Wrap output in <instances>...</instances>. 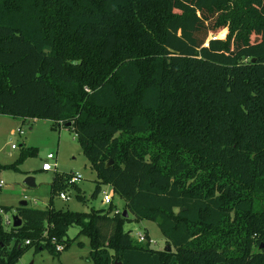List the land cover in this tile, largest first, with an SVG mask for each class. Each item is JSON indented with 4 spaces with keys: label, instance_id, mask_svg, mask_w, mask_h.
I'll use <instances>...</instances> for the list:
<instances>
[{
    "label": "trees",
    "instance_id": "obj_1",
    "mask_svg": "<svg viewBox=\"0 0 264 264\" xmlns=\"http://www.w3.org/2000/svg\"><path fill=\"white\" fill-rule=\"evenodd\" d=\"M0 116L74 133L94 196L110 186L171 249L132 239L111 205L55 210L76 189L55 174L20 227L0 207V264L80 236L92 264H264V0H0Z\"/></svg>",
    "mask_w": 264,
    "mask_h": 264
},
{
    "label": "rangeland",
    "instance_id": "obj_2",
    "mask_svg": "<svg viewBox=\"0 0 264 264\" xmlns=\"http://www.w3.org/2000/svg\"><path fill=\"white\" fill-rule=\"evenodd\" d=\"M214 38L219 39V34ZM53 125L51 121L0 116V165L14 164L27 149L35 151L33 156L26 157L19 165V172L5 170L0 174L2 182L0 207L10 208V212L2 214L3 221L6 217L11 221L9 226L3 222L6 231L12 228V218L17 215V208L21 206V202H26L29 209L44 211L49 208L50 185L55 174H77L82 177L76 184V189L70 187L64 191L68 201H62L58 195L54 197L55 210L106 213L110 207L102 204V192L108 190L110 192L109 186L101 184L99 194L94 196L98 183L96 173L82 154L74 133L62 127L54 128ZM12 146L15 149H12ZM48 155H52L53 160H47ZM44 163H48L52 171L42 172ZM55 165L56 169H54ZM29 177L34 179L33 188L24 184L25 179ZM111 208L110 216L126 211L125 202L118 195H113ZM127 217L129 221L124 225V231L130 232L132 239L137 240L138 234H147L153 250L163 251L167 247L166 240L156 223L135 220L128 211ZM79 231L78 227L70 228L67 239L72 241ZM78 242L82 243L81 247L77 245ZM17 264H92L89 241L86 237L80 236L59 255L50 254L46 249L38 250L32 247L23 254Z\"/></svg>",
    "mask_w": 264,
    "mask_h": 264
},
{
    "label": "built area",
    "instance_id": "obj_3",
    "mask_svg": "<svg viewBox=\"0 0 264 264\" xmlns=\"http://www.w3.org/2000/svg\"><path fill=\"white\" fill-rule=\"evenodd\" d=\"M213 40L216 39V38H212ZM18 132L21 134V132L18 130ZM12 149H15L14 146H12ZM47 160H53V156L52 155H48L47 156ZM54 169H56V165L54 166ZM41 171L42 172H50L52 171V167L48 164V163H44L42 165V168H41ZM82 179V177L80 175H77V174H71V177H70V181H69V185H74V184H77L80 180ZM2 185V182L0 181V186ZM110 187V186H109ZM111 188V187H110ZM113 190L111 188V191L109 192V190L107 192H102V204L103 205H108L110 206L112 204V199H113ZM59 198L62 200V201H68V198L67 196L64 194V193H61L59 195ZM7 226H9L11 224V221L6 217L3 221ZM145 239H144V235L142 234H138L137 235V241L138 242H143ZM55 242L52 241V244H54ZM150 243L152 244V242L150 241ZM26 245H29V242H26L25 243ZM55 250L59 253L63 252L64 251V245H56L55 246Z\"/></svg>",
    "mask_w": 264,
    "mask_h": 264
},
{
    "label": "water",
    "instance_id": "obj_4",
    "mask_svg": "<svg viewBox=\"0 0 264 264\" xmlns=\"http://www.w3.org/2000/svg\"><path fill=\"white\" fill-rule=\"evenodd\" d=\"M70 125L68 124L66 127H69ZM111 163H109V165H110ZM108 165V166H109ZM24 184L27 186V187H29V188H33L34 186H35V182H34V179L33 178H26L25 179V181H24ZM20 205H21V207H25L26 206V202H21L20 203ZM123 217L124 218H127V211H124L123 212ZM21 221L19 220V218H18V216H14L13 218H12V227L13 228H18V227H20L21 226ZM166 249H167V251L168 252H170V247L169 246H167L166 247Z\"/></svg>",
    "mask_w": 264,
    "mask_h": 264
}]
</instances>
